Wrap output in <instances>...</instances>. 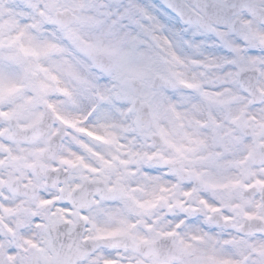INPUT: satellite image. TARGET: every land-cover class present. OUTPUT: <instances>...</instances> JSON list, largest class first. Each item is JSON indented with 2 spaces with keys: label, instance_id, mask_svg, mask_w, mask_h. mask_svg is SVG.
<instances>
[{
  "label": "snow or ice",
  "instance_id": "obj_1",
  "mask_svg": "<svg viewBox=\"0 0 264 264\" xmlns=\"http://www.w3.org/2000/svg\"><path fill=\"white\" fill-rule=\"evenodd\" d=\"M85 256L264 264V0H0V264Z\"/></svg>",
  "mask_w": 264,
  "mask_h": 264
},
{
  "label": "clouds",
  "instance_id": "obj_2",
  "mask_svg": "<svg viewBox=\"0 0 264 264\" xmlns=\"http://www.w3.org/2000/svg\"><path fill=\"white\" fill-rule=\"evenodd\" d=\"M162 171V170H161ZM105 206H110V207H116L117 206V202L114 201H107L105 202ZM157 214L158 215H164V216H168V212L166 209H159L157 210ZM176 215L177 216H182L183 214L179 211V209L176 210ZM183 218L187 221V222H191L192 224H203L202 218H196V217H188V216H183ZM61 242L67 243L66 240H64L63 238H61ZM89 251H91V245L87 246ZM94 258L93 256H85L82 257L80 259L79 264H89L90 259Z\"/></svg>",
  "mask_w": 264,
  "mask_h": 264
}]
</instances>
